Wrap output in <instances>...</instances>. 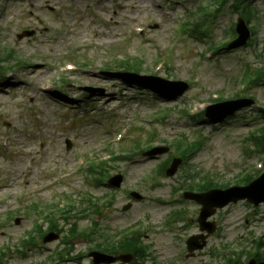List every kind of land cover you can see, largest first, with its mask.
<instances>
[{"label": "rangeland", "instance_id": "rangeland-1", "mask_svg": "<svg viewBox=\"0 0 264 264\" xmlns=\"http://www.w3.org/2000/svg\"><path fill=\"white\" fill-rule=\"evenodd\" d=\"M201 1L185 4L181 0H0V52L11 48L23 62L34 64L31 69L16 70L12 79L6 78V85H1L0 80V224L8 217L7 209L11 207L18 209L16 215L23 216L36 201L49 205L59 202V198L65 200L63 196L74 202L88 194L101 196L108 188L93 187L95 183L85 172L87 164L109 161L108 149L117 153V157H124L120 151L126 150L131 141L133 145L144 127L156 129L159 148L169 147L182 135L189 141L196 139V134L200 135L204 147L185 165L186 171L200 174L194 180L196 183L201 181L200 177L213 175L224 185L248 167L254 168L258 157L247 150L256 152L257 147L246 140L264 126L260 111L264 110V84L253 92L254 105L220 122L197 124L182 113L190 107L202 112L208 107L212 92L227 98L241 65L260 67L264 62V0H251L257 10L255 45L237 53L220 52L213 55L211 61H205L202 54L210 43L221 41L222 33L229 30L238 16L226 8L213 27L209 43L188 35L178 40L177 28L189 20L190 12ZM137 27L147 28L146 32L136 34ZM128 28H133L132 38L128 36ZM23 31H34L35 35L19 40L17 36ZM170 48L175 49L162 66L158 59ZM124 57L140 61L142 75L189 82L198 69L201 82L193 85L183 97L170 101L153 98L146 92L137 94L135 88L100 73L108 65L117 70V60ZM80 59L86 60L84 66L80 65ZM71 62L79 65L76 71L61 74L60 67ZM159 65L163 69L154 71ZM64 78L68 84H61L66 88L62 99L76 103L74 110L51 100L57 96L54 86ZM84 87L101 91L95 97L85 96L81 91ZM192 99L204 106L193 105ZM166 111L170 116L164 122L156 120L153 124L150 121ZM144 118L147 122L142 120ZM110 121L113 122L106 129V122ZM125 125L134 126V131L124 138V143H112L117 133L113 132ZM67 140L72 143L70 150L66 148ZM3 141L10 143L8 152L1 147ZM132 152L136 153L130 154L135 156L133 161L113 163L115 169L108 170L111 175L117 172L124 175L123 187L114 195V206L98 217L76 223L78 228H90L95 219L114 234L133 224H141L147 234L146 242L153 246V258L147 264H219L218 256L210 255L211 250L221 251L227 245L237 248L241 240L246 241L245 235L252 232L255 237L261 234L264 241V203L255 208L240 202L217 212L213 218L218 224L217 233L210 238L205 250L187 259L185 241L199 233L195 220L200 206L189 201L173 206L172 192L175 187L187 188L192 180H185V172H180V168L172 178H159L160 185H157L150 177L172 150L154 157L140 155L133 148ZM80 157H84L83 167ZM79 168L82 170L73 176ZM49 181L56 182L57 186L45 189L47 192L42 194L23 191L24 187L34 190L35 185L44 186ZM245 186L243 183L238 187ZM131 191L140 193L143 201L133 202L129 197ZM128 202L133 204L132 209L124 213L122 206ZM67 205L65 200V207ZM77 207L78 215L83 214L80 211L85 205ZM174 207L185 211L184 221L166 227L164 222ZM247 217L251 222L249 230L243 227ZM36 221L34 216L26 218L19 226L14 219L1 225L0 249L10 248L6 253L7 263L42 264L43 258L60 247L58 242H53L40 249H28L25 255L17 253L22 235L35 230ZM42 226L46 230L47 221ZM91 247L85 239L73 241L71 256L81 255L80 258L59 264H90L86 253ZM244 247L253 249L252 243ZM213 257L217 260L211 259ZM249 259L246 255L242 264H248ZM50 264L57 263L50 260Z\"/></svg>", "mask_w": 264, "mask_h": 264}, {"label": "water", "instance_id": "water-1", "mask_svg": "<svg viewBox=\"0 0 264 264\" xmlns=\"http://www.w3.org/2000/svg\"><path fill=\"white\" fill-rule=\"evenodd\" d=\"M243 106H244V104L236 103L233 106V108L232 107H229L223 113L237 110V109H239V108H241ZM174 172H175V169H173L170 172V174L172 175V174H174ZM119 182H120V179H119ZM259 182H257L256 184H258ZM255 185H253V186H255ZM215 195H221V194L212 193V194H209L204 199H202V198L199 199L200 203H202L203 206H204L203 214H202V217L200 219V222L203 225H205L206 219L214 213V210H213L214 207H216V208H223L224 206L228 205L231 201L237 202L238 200H241V199H248L250 202L255 203V204H259V203H261V202L264 201V196L261 199L256 200L251 195H245V194L240 195V196H232L231 195V196H228V197H224L221 200L215 201V200L212 199V196H215ZM205 227H207V226H205Z\"/></svg>", "mask_w": 264, "mask_h": 264}, {"label": "trees", "instance_id": "trees-1", "mask_svg": "<svg viewBox=\"0 0 264 264\" xmlns=\"http://www.w3.org/2000/svg\"><path fill=\"white\" fill-rule=\"evenodd\" d=\"M236 1L239 3L240 0H236ZM259 79H261V77H259ZM229 264H232V263H229ZM233 264H234V263H233Z\"/></svg>", "mask_w": 264, "mask_h": 264}]
</instances>
